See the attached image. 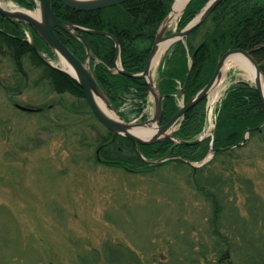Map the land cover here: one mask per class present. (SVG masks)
Returning a JSON list of instances; mask_svg holds the SVG:
<instances>
[{
	"label": "rangeland",
	"instance_id": "374dc122",
	"mask_svg": "<svg viewBox=\"0 0 264 264\" xmlns=\"http://www.w3.org/2000/svg\"><path fill=\"white\" fill-rule=\"evenodd\" d=\"M25 68L26 79L0 57V264H264V126L205 164L166 157L129 172L98 160L108 134L84 98ZM240 70L224 67L205 99V131Z\"/></svg>",
	"mask_w": 264,
	"mask_h": 264
},
{
	"label": "trees",
	"instance_id": "16d2710c",
	"mask_svg": "<svg viewBox=\"0 0 264 264\" xmlns=\"http://www.w3.org/2000/svg\"><path fill=\"white\" fill-rule=\"evenodd\" d=\"M26 10L37 8L36 0H10ZM210 0H190L179 18L177 30H182ZM174 0H128L127 2L96 11H75L66 8L60 0H51L54 14L62 21L77 27L105 32V35L75 31L90 48L92 74L125 122L136 118L146 120L149 87L144 78L114 73L118 59L122 70L130 74L142 73L160 25L171 11ZM29 29L32 43L39 52L51 59L58 58L39 38L36 32L21 22L0 15V57L8 58L21 78H27L25 64L38 71L35 84L47 82L57 94L70 93L83 98L79 85L66 73L44 62L26 41L24 31ZM61 42L82 62L86 51L75 36L57 31ZM264 45V0H221L205 20L183 40L176 41L164 54L156 71L155 85L162 100L161 123H166L178 110V96L184 88L183 100L188 102L209 81L221 56L232 49L250 51ZM252 57L264 73V48L254 50ZM17 84L16 90L22 89ZM20 93V91H19ZM205 99L183 116L174 137L182 142L196 140L206 125ZM264 123V105L256 88L248 82L232 84L217 102L213 137L193 145L163 140L150 145H137L131 140L107 131L99 145V159L108 166L139 172L148 167L147 161L169 157L170 161L185 164L204 159L210 147L233 149L243 142L244 134L259 131ZM127 149V153L124 152Z\"/></svg>",
	"mask_w": 264,
	"mask_h": 264
},
{
	"label": "water",
	"instance_id": "95a60500",
	"mask_svg": "<svg viewBox=\"0 0 264 264\" xmlns=\"http://www.w3.org/2000/svg\"><path fill=\"white\" fill-rule=\"evenodd\" d=\"M3 0H0V15L4 18L10 19L14 22H21L26 25H28L30 28H32L36 34L40 37V39L43 41V43L53 51L59 59H61L63 62L67 63L74 75H71L68 73L66 70L53 66L50 62H48L42 54L38 51L36 46L30 42L31 46L33 49L36 51L38 56L45 61L47 64L52 66L53 68L62 71L66 73L68 76H70L76 83L79 85V87L82 90L83 93V98L87 104V107L91 114L94 116L96 121L100 123L105 129H107L111 134H112V140L115 139L116 136H121L125 137L129 140L132 141V143L135 145L137 148V145H150L154 144L163 140H173L175 142H178L180 144H186V145H193L201 141L202 139L205 138L206 134H203L200 136L198 139L191 141V142H182V141H177L173 134L175 130L173 129L175 124H177L178 121L182 120L184 114L194 107L196 104H198L200 101L205 99L208 94L214 89L215 85L217 82L221 79L222 77V71L224 68V65L226 64V61L228 58L232 55H243L245 57H248L258 73L262 75L264 79V73L261 71L260 67L256 63V61L252 58L251 53L254 50L264 48L263 46H258L253 50L250 51H244L240 49H232L227 52H225L220 60L217 63L216 69L214 73L212 74L211 78L209 79L208 83L200 90L198 91L186 104L182 105L180 109L165 123L161 124L162 121V114H163V106H162V100L163 96L159 94L158 89L154 83V71L157 70L162 57L157 64L156 68L152 69V63L153 59L155 57V54L158 51V45L160 42H170L169 46L179 40H183L190 32H192L194 29H196L204 20L205 18L210 14V12L215 8V6L221 1V0H210L205 7L202 9L200 13L196 15V17L181 31L179 32H174L170 35H165V32L168 28L166 25V22L171 14H170L164 19L162 24L159 27V30L157 32L156 38L154 40L151 52L149 54L145 69L142 73L139 74H130L122 71L121 69H117L119 73H123L127 76L130 77H135V78H144L148 84L149 87V98L152 101V106H153V114L150 118L146 119L145 121H141L140 119H136L130 122H125L123 121L119 116L116 111V109L110 104L108 98L96 82L92 71L89 66V59H90V48L87 45L86 41L84 38L76 34L75 31L77 30H83L89 33H95V34H100V35H105L112 39V41L116 45V49L118 48V44L116 40L109 34L105 32H95V31H90L86 30L80 27H77L73 24L67 23L65 21L60 20L57 18V16L54 14L52 10V5H51V0H38V14L39 18L35 19L31 17L30 15L25 14L22 11L30 12L27 10H24L22 8H19L17 6H14L15 8H18L20 11L18 12H13L12 10H8L2 6ZM128 0H60V2L68 9L75 10V11H96V10H101L105 9L108 7L116 6L123 4L127 2ZM177 0H175L176 2ZM190 0H187L182 8V11L179 15H182L185 7L189 3ZM174 2V4H175ZM173 4V6H174ZM172 6V10H173ZM63 31L65 33H68L70 35H73L77 37L83 44L85 51H86V56L85 60L82 62L80 61L59 39L57 36V31ZM168 46V47H169ZM168 49V48H167ZM166 49V50H167ZM118 56V52H117ZM242 70V68H241ZM250 83L256 88L261 101L264 105V96L262 93L261 88L257 83H254L253 81L250 80ZM184 88L181 90V94H183ZM96 98L101 99L106 107L115 115L114 117H110L106 115L99 107L97 104ZM20 109L29 111L30 109H26L24 107L18 106ZM156 124L158 127V132L148 136L144 131V128L151 126L152 124ZM264 126V123L261 124L258 128H261ZM250 130H247L244 135V140L242 143H240L238 146H243L246 144L248 140V134ZM219 150H225V149H219ZM98 153V151H97ZM169 159V158H167ZM167 159H160L157 162H150L146 161L147 163L150 164H157L158 162L165 161ZM210 157H207L204 161L201 162L202 164H205Z\"/></svg>",
	"mask_w": 264,
	"mask_h": 264
},
{
	"label": "bare ground",
	"instance_id": "6f19581e",
	"mask_svg": "<svg viewBox=\"0 0 264 264\" xmlns=\"http://www.w3.org/2000/svg\"><path fill=\"white\" fill-rule=\"evenodd\" d=\"M187 0H177L173 6V10L166 22V25H170L175 18L181 13L182 8L185 4ZM14 9L12 10L13 12H18L20 11L18 8L13 7ZM27 15H30L31 17L38 19L39 18V14L38 13H32V12H26V11H22ZM170 42H160L158 45V51L155 54V57L153 59V63H152V69L156 68L157 64L159 63L161 57L163 56V54L165 53L166 49L168 48ZM231 65H237L240 68L243 69L244 71V77L248 80L253 81L254 83H257L259 85V87L262 90L263 96H264V79L262 77V75H260L258 73V71L256 70V68L254 67L252 61L248 58L245 57L243 55H232L228 58V60L226 61V64L224 65L225 68H228V66ZM62 69L66 70L68 73H70L71 75H74L71 67L63 62V65L61 66ZM219 81L217 82L216 86L219 85L218 84ZM97 104L99 105L100 109L108 116L110 117H114L115 115L106 107L105 103L99 99L96 98ZM144 132L150 136L153 135L155 133L158 132V127L157 125L154 123L149 127L144 128Z\"/></svg>",
	"mask_w": 264,
	"mask_h": 264
}]
</instances>
